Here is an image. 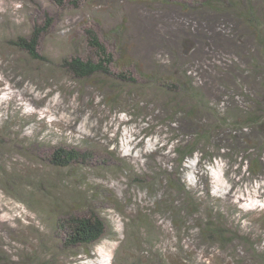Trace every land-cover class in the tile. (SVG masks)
Instances as JSON below:
<instances>
[{"label": "rangeland", "instance_id": "374dc122", "mask_svg": "<svg viewBox=\"0 0 264 264\" xmlns=\"http://www.w3.org/2000/svg\"><path fill=\"white\" fill-rule=\"evenodd\" d=\"M65 1L60 8L52 0H0V264H157L156 253L160 264H264V131L226 124L183 162L177 152L194 141L192 124L231 117L259 92L262 77L244 62L260 49L253 33L264 28V0H251L250 24L202 7L204 0H185V9L132 0H80L75 8ZM48 19L38 48L47 62L8 44ZM123 21L125 54L134 60L127 70L137 85L110 76L76 80L59 68L64 57L91 54L87 29L119 59L110 32ZM172 72L192 85L181 94L183 106H193L191 94L200 92L211 108L201 120L171 116L165 97L147 89L146 75ZM59 149L86 157L58 168L49 160ZM255 160L263 166L256 176L248 169ZM71 203L79 209L69 214L90 209L104 221L98 241L63 245L67 228L56 230L53 221ZM57 204L63 214H45ZM139 217L152 225L150 234L134 224ZM208 218L222 222L230 241L202 236Z\"/></svg>", "mask_w": 264, "mask_h": 264}, {"label": "trees", "instance_id": "16d2710c", "mask_svg": "<svg viewBox=\"0 0 264 264\" xmlns=\"http://www.w3.org/2000/svg\"><path fill=\"white\" fill-rule=\"evenodd\" d=\"M57 7L62 8L65 4V0H52ZM88 1V0H83ZM133 2L138 3H148L151 1H157L161 3L167 4H173V5H179L181 8L185 9L187 8V4L185 0H132ZM73 7H77V4L79 5L80 0H73L72 1ZM202 7L207 8L212 11H219V12H225V13H231V15L238 16L241 21L244 24H250L254 23L256 19L255 10L253 9V6L251 4V0L248 1L246 7H248L247 11L240 12L241 8L239 6L242 5L241 0H204L202 1ZM218 5V6H215ZM252 6V7H251ZM229 7V8H228ZM49 19L47 23V26H35L32 29V32L29 36H16L14 39L9 40L8 44L12 46L13 48H16L20 51L25 52L31 59L37 60V61H48L45 56H41L38 53V48L40 44V38L42 35L46 34L47 29L49 27ZM126 24L123 21V23H120L117 25L113 30H111L110 34H113L116 36L117 39V47L118 51L120 53L119 59L115 60L114 57L107 51L105 45L99 41L98 35L96 32L92 29H87L84 32V39L86 41V47H89L92 52L88 57H80V56H69L64 57L61 59L59 65V68L62 69L63 72H65L68 76H70L73 79L76 80H89L93 78H101L102 76H110L114 77L116 81L122 84H129V85H137L135 78L131 76V73L128 72L127 68L134 65L132 60L129 56L125 54V44L121 36L122 33L125 32ZM252 28V26H250ZM264 28L260 25L255 26V32L253 33L255 35L254 41L257 45H259V51H257V55L250 60H246L244 63L247 65V67H250V71L252 72V75L255 77H262L261 84L259 85V92L255 93L252 98L248 97L247 105L245 104L241 110H236L234 113L237 114H231V117H223L220 119H216L213 121V119H208L207 121L209 123L207 124H192L194 126H191L194 128L195 131V139L194 141H189L185 147L179 146L177 149L178 155L180 156V161L183 162V160L187 157L195 153L196 147L200 144H205L206 146L211 141V135L216 132L220 127L226 126V124L230 125L232 127V130L234 129H242L244 126L257 130V132L264 131ZM124 42V43H123ZM189 42L183 41L181 44V47L183 48V51L188 49ZM117 66L118 67V74L113 75L109 71V66ZM174 68V67H172ZM249 71V70H248ZM175 72L171 73L170 75H160L158 76L157 73L154 74H148L146 75V80H148L149 86L147 89H150L151 91L156 89L159 91L160 94L165 97L164 100V109L170 111V115L173 117H176L178 115H183V119L186 120H192L194 118H200L207 114V111L209 112L211 108H206V105L204 104V98L201 95V93H194V95L191 94L192 100H194L192 103L193 106H183L184 101L181 96V94H190L192 91V85L187 79H182L183 77H180L179 79H176ZM99 82V80H97ZM105 81L102 80V83ZM106 83V82H105ZM109 88L112 91H117L113 84L109 86ZM194 90V89H193ZM146 91V90H144ZM255 92V91H254ZM119 97V92H116L115 96H110L109 101H113L112 103H117L118 100H116ZM239 109V108H238ZM234 115V116H233ZM217 116V115H216ZM218 117V116H217ZM233 117V119H232ZM201 120V118H200ZM228 122H231L228 123ZM1 143V142H0ZM250 143H252L254 146L257 144L254 143V140H251ZM250 146V145H249ZM260 146V145H259ZM183 147V148H182ZM261 149V146H260ZM86 156L84 154H80V152L75 150H57L53 154V157L50 158V163L58 168H65L71 165L72 163H80L83 162L82 159H84ZM262 163L260 160L252 161L248 169L250 173L253 175L259 174L263 168ZM194 206L193 202H187V206ZM60 204H57L56 206L53 205L52 209L45 207V214L51 215L56 214L60 215L63 213L61 211ZM71 210L69 212H64L65 215L63 218L60 216L54 219L53 223L55 222L54 228L60 229L62 226H65L66 229V236L64 241H62L63 245L65 247H71L76 245H90L94 242L98 241L105 231V224L104 221L100 218L99 215H97L93 210L86 209L87 212H89L85 216H77L69 214L71 211H75L74 208H78L74 204L71 203L70 206ZM196 208V205L194 206ZM193 208V211L195 212ZM57 211V212H55ZM138 223L137 225L140 226V228H143L147 231V233L150 234L152 232V225L148 224V221L146 218L139 217L138 221H134V224ZM179 223V221H178ZM135 233L132 234L133 236V242L136 243L138 236H139V230L138 227H134ZM204 229L202 231V236L205 239L209 240H218L222 244H226L228 241H230L223 229V224L218 218H214V220H211L208 218V220L204 223ZM139 228V229H140ZM142 241V240H141ZM140 241V242H141ZM139 244V241L138 243ZM139 252V251H138ZM155 260H157V264L161 263V257L156 253L152 255ZM140 260V258H137ZM42 261H39L38 264H54L52 263L53 259H41ZM135 262L137 260L135 259ZM135 262H130L127 264H134ZM144 264H154V262H144Z\"/></svg>", "mask_w": 264, "mask_h": 264}]
</instances>
